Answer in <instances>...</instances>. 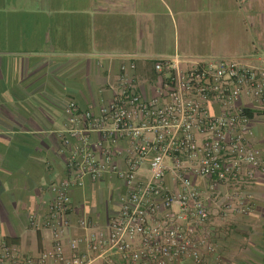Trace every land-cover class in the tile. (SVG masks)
<instances>
[{"label":"crops","instance_id":"obj_1","mask_svg":"<svg viewBox=\"0 0 264 264\" xmlns=\"http://www.w3.org/2000/svg\"><path fill=\"white\" fill-rule=\"evenodd\" d=\"M176 52L264 64V0H0V234L32 255L52 245L30 216L46 211L67 174L68 100L98 111L132 60L128 74L154 96V58ZM254 129L264 153V111ZM124 192L115 174L86 178L70 190L73 224L106 226ZM247 195L248 210L220 228L217 252L197 264H264V172ZM108 202L118 209L105 219L90 213Z\"/></svg>","mask_w":264,"mask_h":264},{"label":"built area","instance_id":"obj_2","mask_svg":"<svg viewBox=\"0 0 264 264\" xmlns=\"http://www.w3.org/2000/svg\"><path fill=\"white\" fill-rule=\"evenodd\" d=\"M154 67V96L128 74L132 60L98 111L68 100L67 174L52 185L46 211L30 216L52 245L24 254L0 234V264H197L217 252L220 223L248 210L247 190L264 172L254 129L264 64L176 52L154 58ZM113 174L125 187L118 213L106 226L73 224L70 190ZM73 228L82 232L69 236Z\"/></svg>","mask_w":264,"mask_h":264},{"label":"rangeland","instance_id":"obj_3","mask_svg":"<svg viewBox=\"0 0 264 264\" xmlns=\"http://www.w3.org/2000/svg\"><path fill=\"white\" fill-rule=\"evenodd\" d=\"M105 205V204H104ZM103 204H100L98 206V209L96 210H92L90 213H92L94 216L98 217V218H101V219H105V217H108V213L110 212L111 209H118V205H113V203L111 202H108V205L107 206H104ZM230 220H226L224 222H221L220 223V227L223 228V227H230ZM230 222V223H229ZM234 224V223H233ZM23 253H26V254H31L32 252H28V251H25L24 249L21 250Z\"/></svg>","mask_w":264,"mask_h":264},{"label":"trees","instance_id":"obj_4","mask_svg":"<svg viewBox=\"0 0 264 264\" xmlns=\"http://www.w3.org/2000/svg\"><path fill=\"white\" fill-rule=\"evenodd\" d=\"M240 216H241V215L237 216V218L240 217ZM231 224H233V222H232ZM231 224H230V225H231ZM219 228H221V227H219Z\"/></svg>","mask_w":264,"mask_h":264}]
</instances>
